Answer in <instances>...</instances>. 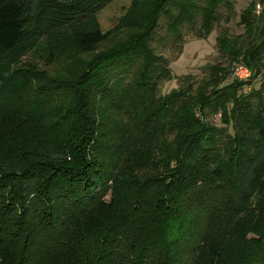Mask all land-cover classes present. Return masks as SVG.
<instances>
[{
    "label": "trees",
    "instance_id": "obj_1",
    "mask_svg": "<svg viewBox=\"0 0 264 264\" xmlns=\"http://www.w3.org/2000/svg\"><path fill=\"white\" fill-rule=\"evenodd\" d=\"M113 1L0 0V126L51 114L40 134L61 138L0 151V264H264V0L257 21L241 15L244 36L218 39L258 89L220 86V65L209 91L159 95L163 49L185 31L204 38L230 0H132L121 39L74 76L25 64L108 43L97 16ZM118 187L134 188L133 202L118 204Z\"/></svg>",
    "mask_w": 264,
    "mask_h": 264
},
{
    "label": "rangeland",
    "instance_id": "obj_2",
    "mask_svg": "<svg viewBox=\"0 0 264 264\" xmlns=\"http://www.w3.org/2000/svg\"><path fill=\"white\" fill-rule=\"evenodd\" d=\"M230 1L232 3V13L229 18L221 20L204 38L196 36L193 32L185 31L179 44L163 49V55L169 60L171 78L161 84L159 89L160 96H165L175 90L187 88L195 92L200 90L209 91L213 87L210 69L213 67L217 68L220 65L227 67L228 70V77L220 86L237 81L243 84L244 92L251 90L252 86L254 89L259 88L260 82L253 78V74L248 67V73H241L239 67L245 65L241 59L228 64L227 59L220 53L218 39H222L223 42L230 44H232L231 41L239 40L238 38L244 36L246 33L241 15L245 11H249L253 22H255L262 16L263 5L260 0ZM131 6L132 0H114L98 14L97 18L102 31H111L113 35L108 43L100 44L92 53L71 56L59 55L60 57L56 58L55 62L47 66L36 58L28 57L24 60L25 64L33 68L42 69L46 77L74 76L75 73L83 68L82 65L90 61L94 55L109 49L114 40L121 39L119 37L124 32L118 34L120 31H118L117 27L128 16H131ZM159 26V29L163 31L165 23L161 22ZM49 116L51 114H45L41 117V120L35 123L24 124L23 122L16 121L2 124L0 126V151L8 156H12L17 140H24L27 137L29 139L35 136L34 140L40 143L39 147L43 148L44 151L54 146L56 139H61L58 137L60 135H57L54 139L49 138L47 140L48 138H44L40 134L43 128L49 125L51 121ZM209 119L212 124L219 128L224 126V118L221 115H211ZM38 135L41 137V141L38 139ZM134 166L138 165L134 164ZM141 171L143 174H147L146 168ZM118 188L114 192L113 199L121 205L130 204L134 188ZM111 198L110 195L106 197L110 201ZM258 214L256 213L255 215L258 216ZM252 235L254 234L251 232L246 233L245 240L257 239V237Z\"/></svg>",
    "mask_w": 264,
    "mask_h": 264
},
{
    "label": "built area",
    "instance_id": "obj_3",
    "mask_svg": "<svg viewBox=\"0 0 264 264\" xmlns=\"http://www.w3.org/2000/svg\"><path fill=\"white\" fill-rule=\"evenodd\" d=\"M239 68H240L241 73H244V74L248 73V69L245 65H241Z\"/></svg>",
    "mask_w": 264,
    "mask_h": 264
}]
</instances>
